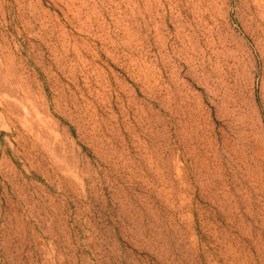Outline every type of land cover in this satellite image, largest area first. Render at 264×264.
I'll return each mask as SVG.
<instances>
[{
    "label": "rangeland",
    "instance_id": "1",
    "mask_svg": "<svg viewBox=\"0 0 264 264\" xmlns=\"http://www.w3.org/2000/svg\"><path fill=\"white\" fill-rule=\"evenodd\" d=\"M0 264H264V0H0Z\"/></svg>",
    "mask_w": 264,
    "mask_h": 264
}]
</instances>
